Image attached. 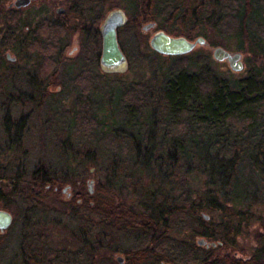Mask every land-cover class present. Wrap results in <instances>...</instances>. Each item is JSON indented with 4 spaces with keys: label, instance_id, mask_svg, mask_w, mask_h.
<instances>
[{
    "label": "rangeland",
    "instance_id": "rangeland-1",
    "mask_svg": "<svg viewBox=\"0 0 264 264\" xmlns=\"http://www.w3.org/2000/svg\"><path fill=\"white\" fill-rule=\"evenodd\" d=\"M0 4L4 7L7 2L0 0ZM207 4L206 9L212 12V16L209 15L210 17L204 19L208 26L201 25L189 35L190 39L201 36L205 43L195 45L190 52L184 54L188 57L186 58L188 60L186 69L197 72L206 63L216 76L232 83L249 73L256 74L258 71L257 75L264 78V0H256L252 3L248 18V31L246 29L245 32H237V22L234 18L239 10L242 11L243 0H209ZM220 15L224 17L226 30L215 27V22ZM7 17L3 12L0 13V36H3L5 29L8 30L6 40H4L7 44L4 46L2 44L0 54L3 59L6 53L19 57L15 64H10L5 59L9 63L8 69L15 73L32 68L29 66L32 63L29 58L38 59L39 66H43L44 69L43 72H39L36 79L44 84L46 94H48L40 109H34L33 104H24V101L26 97L31 99L30 93L39 92L28 90L24 81L23 86L17 88L12 81L17 75L9 74V72L3 74L8 77V84L5 87L0 86V94L7 92L10 98L4 100L0 97V167L4 168L5 173L0 177V208L7 207L8 211L15 216L16 227L12 226L10 231H18L19 234L25 231L61 232L63 243L67 245L62 253L63 264H84L83 260L77 261V246L70 238V235L75 232L68 218L72 201L65 205L64 196L60 190L57 193H53L51 189L45 191L43 188L46 184L38 185L30 182L32 174L42 163L53 174L48 185L58 186L59 189L69 185L72 199L76 198V202L77 199L85 200L82 204L85 207L89 205V201L94 204L93 198L86 193L88 192L86 183L89 179L93 181L96 191L99 186L106 190L112 188L115 191V203L123 202L132 210H144L148 205H158L162 200L175 198L180 193H185L188 198L196 201L199 198L204 199L203 206L206 209L199 212L200 218L204 221L218 223L227 221L232 228L236 227L238 230L235 240H232L237 248L223 245L224 247L211 251L212 258L221 257L227 252L241 255L242 258L250 257L254 250L262 247L258 243L260 240L258 235L264 234V228L261 221L257 219L258 217L264 219V130H261L262 132L253 140L256 145L254 152L258 155L255 154L258 169L256 173L259 178L263 177V180L257 178V182L253 181L245 186L240 184L242 195L240 191L239 193L235 191L234 197L230 190L221 189L222 183L218 180L219 176H209L199 163L198 157L195 158L192 155H189L183 166L178 167L179 169L173 163L174 166L158 170L152 159V151L144 155V143L142 144L141 140L136 141V148L133 146V152L128 144L127 153V146L123 147L122 144L120 147L112 146L107 139L99 141L100 145L108 147H103V155H100V150L94 147L99 142L92 143L90 138L94 136L93 133L105 138L109 137L110 135L106 134L107 126L115 131L123 132L121 127L125 121L124 115L121 114L123 106L121 100L124 91L138 83L151 86L155 91L160 90L170 72H174L178 69L177 67L181 66L178 59L153 52L147 44L148 36L135 31L132 35H125L122 39L125 55H129L125 67L116 72L103 71L99 62L90 67L89 60L81 56L82 46L87 45L86 35L82 38L79 51L76 52H72L73 48L78 45V34L76 33L65 42L66 47L54 43L57 48H51L53 45L48 42L41 45L34 44L31 50L20 48L17 45L13 48L11 39L13 30L9 29ZM22 18L25 19L24 15ZM95 39L98 45L100 39ZM42 45H46L45 48ZM216 46L224 47L227 51L240 52L242 69L235 72L226 62L216 61L212 57V50ZM89 49L93 51V47ZM98 52L100 57L101 50ZM48 55H55L57 59V64L53 69L48 62ZM27 60L29 61L26 65ZM87 69L94 74V79L81 77L83 70H86L84 74L89 76ZM0 71H2L1 68ZM5 76L0 75V81ZM86 97L96 104V108L90 112L91 120L94 122L86 119L85 111L91 108L86 103ZM6 118L11 127L9 131L11 141L5 138L6 131L2 126ZM136 120L138 123L149 122L151 125V119L146 113L137 116ZM18 123L20 125L16 128ZM95 123L98 126L95 127L93 125ZM134 129L136 131V127ZM140 129L142 132L145 130L142 126ZM134 133L140 138V134ZM231 135H233L232 130ZM222 138L225 144L215 147L222 149L218 150V158L222 160L234 156L237 151L239 157L240 150L250 145L248 142H252L244 135L237 137L236 140L230 135L229 137L222 136ZM203 139L200 137L196 139L199 142V149L204 145L201 142ZM157 140L150 137L148 150H153L151 148L158 143ZM212 141L213 139L207 140L205 143L207 147L201 149V152L214 158L217 151H214ZM188 147L189 149L187 147L186 149L190 153L195 152V149ZM135 149H137L136 153H134ZM82 151L87 152V158L81 154ZM130 153L133 155L130 156ZM112 159L115 166L111 163ZM121 169H124L123 173L120 172ZM14 174L16 179H14ZM111 182L114 183V187L111 186ZM29 185H38L37 191L34 192L35 189L30 188L25 189ZM33 192L37 193V200L31 196ZM111 193L114 195L113 192ZM85 207L77 210V213L83 217V222L91 224L95 232L97 217L92 210L88 212ZM226 209L236 210L239 215L228 218L223 215ZM203 215H207L208 218L205 220ZM23 221L25 224L19 230V225ZM172 235L191 242L204 239L201 236H192L187 230H179L177 233L173 231ZM117 239L115 240L116 245L109 246L105 238L95 236V251L99 253L98 249H100L96 264H104L107 261L110 262L109 264H118L116 260L118 256L126 261L131 252V244L134 242L125 241L123 243L119 238ZM104 242L107 243L106 248L103 245ZM125 251L129 252L125 254Z\"/></svg>",
    "mask_w": 264,
    "mask_h": 264
},
{
    "label": "trees",
    "instance_id": "trees-1",
    "mask_svg": "<svg viewBox=\"0 0 264 264\" xmlns=\"http://www.w3.org/2000/svg\"><path fill=\"white\" fill-rule=\"evenodd\" d=\"M208 1L192 0V4L188 3L181 7L182 9H175L174 14L171 16L172 23L170 22L171 25L167 31L176 36L189 38V35L194 33L197 27L201 25L208 26V23L204 22V19L212 16V12L206 9ZM255 1L243 0L242 11L239 10L238 14L234 15L237 22L236 27H238L237 32H245L246 29L248 31V18L252 10V3ZM223 18L221 15L218 16L215 27L226 30L227 27L224 26ZM183 20L184 22H182ZM187 28L189 30L186 31ZM7 32L8 30L5 29L3 36H0V51L3 48L2 44L3 46L7 44V41H4L6 40ZM54 33L57 34V32ZM97 42L95 41L93 51L89 49V46L83 45L82 53L80 52L81 56L89 60L90 67L98 63L100 44L97 45ZM49 44L53 45L51 48H57L51 40H49ZM89 53H91V56H89ZM47 57L53 69L57 64V59L55 55H48ZM172 57L176 60L178 59L181 66L177 67L178 69L174 72H170L160 90L155 91L151 86L138 83L124 91L121 100L123 105L121 114L124 115L125 121V124L121 127L123 132L115 131L112 127L107 126L106 134L110 136L105 138L102 135L99 136L93 133L94 136L90 138L91 142L107 139L112 146L120 147V144L123 147L127 146L126 152L128 153V144L129 149L133 152V146H135L136 141L141 140L142 144L144 143V155L148 151H152V159L158 170L174 166L173 163H175L177 168L182 167L189 155L195 158L198 157L199 163L209 176H219L218 180L222 183L221 189L230 190L233 197L234 194L239 193L238 191L242 195L240 184L245 186L247 183L257 182V178L264 179L263 177V179L259 178L256 173L258 169L255 154L257 155V153L254 152L256 145L253 142L255 137L262 132L261 130H264V78L257 75L258 71L256 74L249 73L232 83L216 76L206 63L202 65L199 71L194 72L186 69L188 64L186 58L188 57L185 55ZM29 59L32 62L29 66H32V68L23 72L16 71L15 73L8 69L9 63L0 54V68L2 69L0 75L5 76L3 74L8 72L9 74H15L17 77L13 78L12 81L17 88H19L18 86H23L24 81L28 90H39L37 94L30 93L31 99L26 97L24 101V104H33L34 109L39 110L44 99L48 96L44 84L39 82V79H36L39 72H43L44 67L39 66L40 62L38 59ZM28 61L25 62L26 65ZM83 71L85 73L86 70ZM87 71H89V76L83 73L81 77L90 80L94 79V74L91 73L90 69H87ZM7 82L8 77L5 76L1 79L0 86L5 87L8 84ZM0 97L8 100L10 95L5 92L0 94ZM87 98L86 103L91 108H87L85 111L87 113L86 119L93 121L91 120L90 112L93 108H96V104ZM143 113H146L148 118L151 119V125L149 122L143 124L137 122L136 117ZM4 121L7 123L8 118ZM18 125L20 123L17 124L16 128ZM93 125L95 127L98 126L97 123ZM140 126L145 129L144 132L141 131ZM135 127L136 131H134ZM231 130L233 135H231ZM134 132L140 134V138ZM229 135L234 140L244 135L252 142H248L250 145L240 150L239 157L237 151L234 156L232 155L226 160L219 159L218 150L221 151L222 149L215 147L224 145L222 136L229 137ZM150 137L158 139V143L151 148L153 150H148ZM197 137L204 138L201 141L204 145L200 146V149L198 146L199 142L196 140ZM86 138H89V136H86ZM209 139H213L214 151H217L214 154L216 155L215 159L201 152V149L207 147L205 143ZM188 146L192 147L193 150L195 149L197 153H190ZM94 147L100 150V155H103V147L108 148L107 145H100V142ZM87 152L89 151L87 150ZM87 152L82 151L81 154L87 158ZM136 152L137 149H135L134 153ZM132 155L130 153V156ZM113 161L112 159L111 163L115 166L116 164ZM123 170L121 169L120 172L123 173ZM3 171L4 168L0 167V177L5 175ZM51 176L53 174L49 168L41 163L32 174L30 182L32 184L48 185L50 184ZM14 179H16L15 174ZM111 186L114 187L113 182H111ZM86 193L94 200V204L91 206H82L83 202L78 204L76 198L64 201L65 205L72 201L68 218L75 228L74 231L81 232V227H85V231L88 228L93 231L91 224L89 223L90 226H87L88 223L83 222V217L77 213V210H81L84 207L89 212L92 210L98 220L95 223V232L100 237L103 238L102 232L111 231L113 235L121 232L127 239H134V244L131 246L132 251L126 258L125 264H160L161 262L170 264H187L189 262H194L195 264H264V234L258 235V238H260L258 243L263 248L254 250V253L245 261L235 259L234 254H230V252L223 254L221 257L212 258L211 251L224 247L223 245L237 248L232 240H235L238 230L236 227L232 228L227 221L218 223L204 221L200 218L198 216L199 212L206 209L203 206L204 199L199 198L196 201L188 198L185 193H180L175 198L162 200L158 205H148L144 210H132L123 202L115 203V191L112 188L106 190L104 187L99 186L93 195ZM80 200L85 201L83 199ZM4 209L8 210L7 207ZM223 215L233 218L238 216L239 213L236 210L229 211V209H226ZM255 219L257 218L255 217ZM257 220L261 221V225L264 228V219L258 217ZM179 230H187L192 236H201L206 241L215 242L216 244L214 247L206 249L197 245L196 242L182 240L178 236L172 235L173 231L177 233Z\"/></svg>",
    "mask_w": 264,
    "mask_h": 264
},
{
    "label": "flooded vegetation",
    "instance_id": "flooded-vegetation-1",
    "mask_svg": "<svg viewBox=\"0 0 264 264\" xmlns=\"http://www.w3.org/2000/svg\"><path fill=\"white\" fill-rule=\"evenodd\" d=\"M6 2L7 4L4 7L0 4V13L3 12L4 15L8 16L9 29L13 30L11 35L13 48L17 45L20 48L31 50L34 44H46L49 40L55 44L59 43L62 47H66L65 42L70 40L72 34L75 35L76 33L78 34V45L73 48L72 52L79 51L82 38L85 35L88 38L87 45L89 47H93L96 41L95 38H99L101 50L102 30L109 26L108 22H111L115 30L118 47L125 57V64L128 63L122 44V39L125 35H132L135 31H140L142 35L148 36V46L150 38L157 32H164L173 37H184L173 35L167 29L170 28L172 23L171 16L174 14L175 9H182L181 7H184L188 3L192 4V0H30L25 6L16 7L14 5L15 0H6ZM23 15L25 19L22 18ZM145 27L147 28L145 29ZM54 32H57V34ZM197 38L199 37L186 39L193 42ZM42 46L45 48L46 45ZM89 56H91V53H89ZM12 57L14 60L9 62L10 64H15L19 57L17 58L16 55ZM98 62L101 67L100 57ZM102 70L105 71L103 68ZM2 126L6 131L5 138L11 141V135L9 134L11 130L10 125H8V122L3 121ZM65 187H68L66 193L63 191ZM29 188L35 189L34 192H36L38 185H29L25 189ZM43 189L45 191L51 189L53 193H57L60 190L64 196L63 201H70L72 198L71 187L69 185L60 189L58 186L51 187L45 185ZM94 191L93 183V192L88 193L93 195ZM31 196L37 200V193ZM82 202L80 199H77L78 204H82ZM88 204L91 206L93 202L89 201ZM0 210H4L11 215L9 226L5 230L0 231V264H63L62 253L64 252V247L67 245L63 243L61 232L37 233L25 231L19 234L17 233L18 231H10L9 229L12 226L16 227L15 216L4 208H0ZM23 224H25L24 221L19 225V230ZM87 226H90V224ZM111 233V231L101 233L109 246L116 245L115 240L117 238L123 243L125 241L130 242V240L131 243L134 242V239H127L121 232L114 235ZM96 235L98 234L90 228L85 231V227H81V232H74L70 235V238L77 246V261L83 260L84 264H96L97 254L100 256V249H98L99 253L95 251ZM106 244L105 242L103 243L105 248ZM203 247L207 249L214 246L208 245L206 247L204 245ZM128 252L125 251V254ZM234 257L235 259H242L244 261L248 259V257L242 258L241 255L236 254H234ZM121 258L122 261H118L115 258L117 263L125 264V259ZM109 263L108 261L104 262V264ZM160 264L170 263L161 262Z\"/></svg>",
    "mask_w": 264,
    "mask_h": 264
},
{
    "label": "water",
    "instance_id": "water-1",
    "mask_svg": "<svg viewBox=\"0 0 264 264\" xmlns=\"http://www.w3.org/2000/svg\"><path fill=\"white\" fill-rule=\"evenodd\" d=\"M30 0H15L14 5L16 7L25 6L29 3ZM107 27L102 30V43H101V56L100 64L105 71H116L121 70L125 67V57L121 53L115 36V30L111 22H108ZM147 27H145L146 29ZM204 39L202 37L197 38L195 41H189L184 37H173L165 34L164 32L155 33L149 40L150 48L166 56H178L184 55L190 52L195 45H202ZM212 57L216 61H226L228 66L232 71L238 72L242 69V61L240 52H230L222 48L221 46H216L212 50ZM5 59L7 61H12L14 58L10 56L9 53L5 54ZM87 190L89 193L93 192V181H87ZM68 187H65L63 191L66 193ZM203 218L206 220L207 215H203ZM11 223V215L4 211L0 210V231L5 230ZM198 245L206 247L208 245L215 246L214 242L206 243L205 239H200L196 241ZM118 261H122L121 257L117 258Z\"/></svg>",
    "mask_w": 264,
    "mask_h": 264
}]
</instances>
